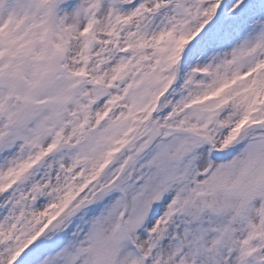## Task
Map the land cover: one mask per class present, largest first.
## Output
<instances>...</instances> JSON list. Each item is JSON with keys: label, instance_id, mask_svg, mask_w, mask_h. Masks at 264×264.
<instances>
[{"label": "snow or ice", "instance_id": "1", "mask_svg": "<svg viewBox=\"0 0 264 264\" xmlns=\"http://www.w3.org/2000/svg\"><path fill=\"white\" fill-rule=\"evenodd\" d=\"M0 264H264V0H0Z\"/></svg>", "mask_w": 264, "mask_h": 264}]
</instances>
